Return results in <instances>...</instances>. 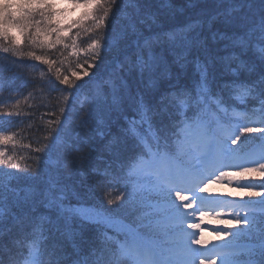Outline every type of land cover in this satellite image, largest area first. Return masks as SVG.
<instances>
[{
    "label": "snow or ice",
    "instance_id": "obj_1",
    "mask_svg": "<svg viewBox=\"0 0 264 264\" xmlns=\"http://www.w3.org/2000/svg\"><path fill=\"white\" fill-rule=\"evenodd\" d=\"M76 3L92 10L68 25L80 26L71 36L60 35L51 0L0 3V90L12 94L0 120L31 119L23 90L25 103L58 93L60 113L31 164L0 151V166L14 169L0 168V264H264V0ZM85 21L103 33L88 44L103 69L79 83L15 34L75 52ZM29 60L47 70L35 75ZM5 126L0 144L17 135ZM225 177H250L247 199L220 221L239 227L218 229L221 245L195 247L208 241L188 231L200 225L185 209L198 203L203 215L216 198L200 193Z\"/></svg>",
    "mask_w": 264,
    "mask_h": 264
},
{
    "label": "trees",
    "instance_id": "obj_2",
    "mask_svg": "<svg viewBox=\"0 0 264 264\" xmlns=\"http://www.w3.org/2000/svg\"><path fill=\"white\" fill-rule=\"evenodd\" d=\"M61 3L71 2L76 4V0H51L53 4V8L55 11V16L52 17L53 22H56L61 27L62 31L60 35L62 36H71L77 30L79 25H76L70 31L68 25L74 24L75 21L81 20L84 17V14L88 11H91L92 8L82 7L78 8L76 11L73 7L69 9L62 6ZM5 2V0H0V3ZM82 2V0H81ZM177 3H187V0H176ZM202 2H210V0H202ZM107 6V5H106ZM89 27V23L87 21L84 22L83 28H81V34L79 39L77 40V48L75 52L73 49H64L61 45H57L56 48H35L30 45L25 36L19 33L18 30L15 31V34L20 37L22 41V47L24 51L35 50L37 55H46L49 59L60 61L62 63H58L57 67L60 68L61 72L64 75H68L70 78L72 77V73L76 72L78 74L77 83L81 82V80H87L88 76L93 72L102 71L103 66L100 69L96 67L99 63L98 60H93L92 50L88 49V44L91 43L92 39H99L102 37L103 33L100 30L96 32H86L84 29ZM43 38V37H42ZM49 40L54 39V36H48ZM4 46H7V42H2ZM2 49H0V58L3 57ZM30 69L33 71L35 75H39L40 71H46L47 66L43 65L39 61H28ZM39 66L34 67V66ZM61 87H65L61 85ZM29 90H23V95L18 97L21 100L20 111L22 115L24 113H28L31 116V119L23 120L22 122L14 121L11 126H5V122L0 120V126H5L7 131L16 132L17 135L14 136L13 140L7 142L6 144H0V151H4L6 155L13 156L15 161L21 164L23 168L25 164H31L33 158L38 155L36 152L37 148H40L44 143V137L47 136L46 129L49 128V125L52 121L60 118V113L58 111L57 106H53L55 104L56 99L59 97L58 93H53L52 98L48 97H40L37 96L35 99H30L26 103L24 101V97L28 95ZM12 94L9 93L6 89L0 90V103H9L10 96ZM41 100H43L44 104H47V107L41 106ZM236 106L237 111L244 110V103L240 100L233 101ZM34 106V107H33ZM54 127V126H53ZM113 131H118V128H113ZM235 147V146H233ZM7 167L9 170H14L11 168V165L8 166H0V168ZM232 173L238 171L237 169L229 170ZM229 177H225L222 180H213L211 183L207 185V191H202L200 193L201 196H209L216 198L213 202L209 203L208 206L203 207V215H201V211L199 214L200 221L196 220V212L198 203H192L191 209H185L186 212L189 213V219L187 224L190 226L191 224H201L199 229L188 228V231L202 232L204 239L208 241L207 245H195V247H208L211 248L214 245H221L227 240V237L220 238L218 234L213 233L208 228H213L216 230H225L231 231L235 227H239L237 225L223 224L220 223L221 220H230L233 219V211L235 210V201L239 199H247L244 191L242 190V182L243 180L250 179V177L244 178H235L229 182ZM78 191H85V189L81 188L79 185H75ZM120 185L116 184L112 189V197H115L119 194L117 191ZM203 187V186H202ZM189 197V201L191 202V193H184ZM69 198L72 203H76L75 199H72L71 193H69ZM86 205L89 206H98L100 201L88 198L83 201ZM205 208H213L216 210L212 212L205 211ZM119 210L116 213L118 214ZM217 213H222V215H217ZM125 222L129 221V217H124ZM147 233L149 230H142ZM87 235L89 237H93L96 233L95 227H89L86 229ZM109 235H113V232L109 230ZM122 238V237H118ZM149 235H145V239H151ZM207 264V261H205Z\"/></svg>",
    "mask_w": 264,
    "mask_h": 264
},
{
    "label": "rangeland",
    "instance_id": "obj_3",
    "mask_svg": "<svg viewBox=\"0 0 264 264\" xmlns=\"http://www.w3.org/2000/svg\"><path fill=\"white\" fill-rule=\"evenodd\" d=\"M64 1H66V0H64ZM61 2L59 1V4H60ZM62 4V6H64V7H66V8H70V7H73V9H75L74 11H76L78 8H81V6H77L76 4H74V3H71V2H67V3H61ZM83 7V6H82ZM84 8V7H83ZM86 8V7H85ZM199 214H200V211H197L196 212V216L195 217H193V218H195L196 220H198V221H200V219H199ZM199 225H201V224H199Z\"/></svg>",
    "mask_w": 264,
    "mask_h": 264
}]
</instances>
